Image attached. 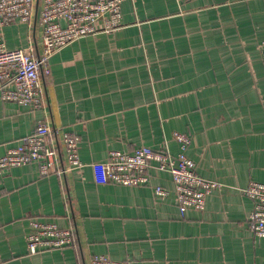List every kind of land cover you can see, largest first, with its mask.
Here are the masks:
<instances>
[{
	"label": "crops",
	"instance_id": "obj_1",
	"mask_svg": "<svg viewBox=\"0 0 264 264\" xmlns=\"http://www.w3.org/2000/svg\"><path fill=\"white\" fill-rule=\"evenodd\" d=\"M121 13V28L51 56L40 109L0 98V158L46 122L57 137L79 138L83 163L62 178L41 177L35 164L0 171V264H91L95 255L264 264V238L248 228L253 205L242 194L252 181L264 184V0H123ZM2 36L8 50L41 51L35 15ZM176 132L190 137L196 172L220 185L203 211L180 215L170 175L155 168L151 187L95 182L93 165L109 151L176 155ZM32 221L71 228L75 244L30 254Z\"/></svg>",
	"mask_w": 264,
	"mask_h": 264
},
{
	"label": "built area",
	"instance_id": "obj_2",
	"mask_svg": "<svg viewBox=\"0 0 264 264\" xmlns=\"http://www.w3.org/2000/svg\"><path fill=\"white\" fill-rule=\"evenodd\" d=\"M182 2L183 0H177ZM123 0H42L39 7L34 0H0V98L32 110L43 106L41 77L50 73L49 59L71 43L87 36L110 33L122 27L121 5ZM34 15L41 28L39 55L30 50H8L2 29L14 22L29 26ZM260 58L264 67V41L260 46ZM61 135V136H60ZM57 137L46 122H40L33 133L21 139L19 144L7 150L0 158V171L35 164L41 177L79 171L83 163L78 155L79 138L70 133ZM55 137V138H54ZM60 137V139H59ZM178 153L155 151L141 146L131 152L109 151L107 161L93 165L94 180L99 184L127 187H151V169L168 173L174 184V198L180 215L189 209L203 211L206 198L219 188V183L207 180L196 172V165L187 156L191 144L188 135L173 133ZM58 141L63 147L60 151ZM67 164L63 167L62 159ZM153 193L167 198L164 188L152 187ZM242 194L252 202L248 215V228L255 237L264 238V184L250 182ZM31 233L26 239L30 254L42 249H64L75 244L71 228H59L53 223L32 221ZM91 264H155L146 261H113L103 255H95Z\"/></svg>",
	"mask_w": 264,
	"mask_h": 264
}]
</instances>
